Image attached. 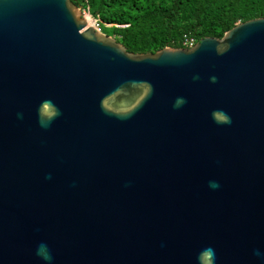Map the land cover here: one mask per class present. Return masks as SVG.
<instances>
[{
  "label": "water",
  "instance_id": "water-1",
  "mask_svg": "<svg viewBox=\"0 0 264 264\" xmlns=\"http://www.w3.org/2000/svg\"><path fill=\"white\" fill-rule=\"evenodd\" d=\"M88 23L0 0V264H264V18L146 54Z\"/></svg>",
  "mask_w": 264,
  "mask_h": 264
},
{
  "label": "trees",
  "instance_id": "trees-1",
  "mask_svg": "<svg viewBox=\"0 0 264 264\" xmlns=\"http://www.w3.org/2000/svg\"><path fill=\"white\" fill-rule=\"evenodd\" d=\"M100 21L103 33L134 54L183 48L185 36L197 43L223 38L237 24L264 18V0H72ZM111 25V26H110Z\"/></svg>",
  "mask_w": 264,
  "mask_h": 264
},
{
  "label": "clouds",
  "instance_id": "clouds-1",
  "mask_svg": "<svg viewBox=\"0 0 264 264\" xmlns=\"http://www.w3.org/2000/svg\"><path fill=\"white\" fill-rule=\"evenodd\" d=\"M216 77H212V81L215 82ZM187 101L183 97H178L175 102V107L179 108L182 107ZM45 115H48L45 113ZM55 115H59V111L57 110ZM213 119L216 120L217 123H230L231 118L228 116L227 113H224L222 110H217L213 112ZM42 126L47 127L48 125L41 121ZM211 188H218L219 184L216 181H210ZM37 255L41 257L42 260L47 262V264H51L52 261V255L50 253V250L48 248V245L46 243H41L37 248ZM257 255H260L259 252H257ZM199 264H214L215 262V250L211 247L203 249L199 256H198Z\"/></svg>",
  "mask_w": 264,
  "mask_h": 264
},
{
  "label": "built area",
  "instance_id": "built-area-1",
  "mask_svg": "<svg viewBox=\"0 0 264 264\" xmlns=\"http://www.w3.org/2000/svg\"><path fill=\"white\" fill-rule=\"evenodd\" d=\"M98 31L103 32L101 25H100V21L96 20L95 21V26H94ZM197 44V41L194 37H189V36H185L184 40H183V48H192Z\"/></svg>",
  "mask_w": 264,
  "mask_h": 264
},
{
  "label": "rangeland",
  "instance_id": "rangeland-1",
  "mask_svg": "<svg viewBox=\"0 0 264 264\" xmlns=\"http://www.w3.org/2000/svg\"><path fill=\"white\" fill-rule=\"evenodd\" d=\"M84 14H85V16H86V18L88 19V24H89V26H95V21H96V19H94L92 16H91V14L89 13V11L88 10H84ZM111 26V25H110Z\"/></svg>",
  "mask_w": 264,
  "mask_h": 264
}]
</instances>
